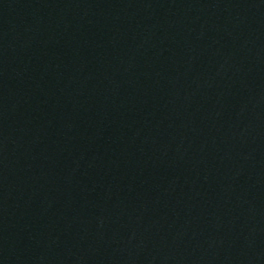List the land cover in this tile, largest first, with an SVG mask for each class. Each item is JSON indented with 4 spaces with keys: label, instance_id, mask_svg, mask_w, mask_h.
Returning a JSON list of instances; mask_svg holds the SVG:
<instances>
[{
    "label": "water",
    "instance_id": "water-1",
    "mask_svg": "<svg viewBox=\"0 0 264 264\" xmlns=\"http://www.w3.org/2000/svg\"><path fill=\"white\" fill-rule=\"evenodd\" d=\"M0 264H264V0H0Z\"/></svg>",
    "mask_w": 264,
    "mask_h": 264
}]
</instances>
